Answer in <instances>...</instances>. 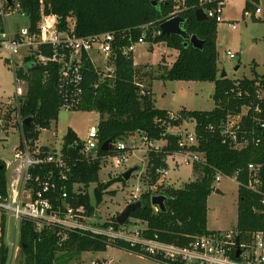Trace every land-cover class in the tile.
I'll use <instances>...</instances> for the list:
<instances>
[{"label":"trees","instance_id":"trees-1","mask_svg":"<svg viewBox=\"0 0 264 264\" xmlns=\"http://www.w3.org/2000/svg\"><path fill=\"white\" fill-rule=\"evenodd\" d=\"M20 0L22 10L28 15L31 28L41 20L43 7L46 15H58L63 20L73 15L76 18V33L80 37L108 31H123L133 29V38L137 40L142 35L141 26L152 24L148 41L152 45L164 43L170 49L176 50L178 56L170 68L159 77L171 81H200L214 82L215 93L213 99L216 107L210 112L182 110L178 114L182 118L198 122V148L205 156V163H196L193 170L196 178L184 183L180 187L172 185L164 187L159 183L160 176L157 170L168 168V155L179 150L175 137H168V145L163 153H149L148 170L151 180L150 188L141 193L138 201L141 208L137 209L132 218L147 224L145 237L153 238L158 235L160 241L187 245L192 239L199 236L218 234L208 230V197L214 190L217 173L234 176L238 172L239 183L238 222L235 233L240 237V245H250L255 233H264V133L259 134L262 141L259 145L250 144L243 149H234L223 142L220 126L226 120L229 112H238L243 105L251 101L260 102L264 121V76L254 79L235 81L219 77V52L217 47L218 23L210 19H198L196 11L200 0H185L186 9L181 17L184 19L183 29L190 35H196L202 42L203 48L196 49L178 35L154 37L153 32L160 27L175 10L176 4L170 0ZM259 0H246L245 12H255ZM264 6V4H263ZM256 21L260 18H253ZM61 23L60 28L64 29ZM128 44V43H127ZM51 45H42L37 55L51 57ZM59 65L48 63L44 66L34 62V57L26 58L25 69L18 71V77L27 81V92L21 106V116L30 119V125H24L27 139L34 142L40 139L42 130L50 127L52 121L58 119L61 99L57 92ZM135 67L134 59L119 53L115 60V74L98 83L99 77L92 64H84V96L80 110L97 111L102 119L98 126L99 149L95 160L79 158L69 160L72 171L70 174V194L75 197L72 204L83 207L88 216L95 214L96 205L104 201L106 194L114 195L109 191L113 183H100V171L105 157L113 154V148L107 152L101 149L107 141L115 143L132 136L134 133L147 135L151 140L161 138L164 130L156 123V119L165 117L167 110L156 108L149 87V94L141 95V89L135 84V76L141 75ZM98 83V85H97ZM97 85V86H96ZM249 93L250 97L244 99L237 97V92ZM263 95L258 100L257 93ZM251 126V120H246ZM213 126L214 130L209 128ZM63 152L75 147L79 152L82 141L77 134L69 129L63 138ZM79 143V145H78ZM260 168L261 185L259 191L247 189L249 179V166ZM119 181H125L123 177ZM96 183L94 198L81 192L75 195L73 185L89 187ZM160 189V190H159ZM5 191V170L0 166V193ZM163 195L166 197V211L156 210L152 205V197ZM118 226L116 217L104 226ZM108 246H115L146 256L148 258L166 263L161 258H153L140 253L139 248H132L128 243L117 241L108 242L103 237H92L71 233L69 240L63 248L55 245V236L51 232L37 233L34 225L23 221L20 236V264H63L61 255L67 252L71 257L82 252L104 251ZM63 251V252H62ZM61 252V253H60ZM235 257V255L233 256ZM10 248L6 243V225H1L0 237V264H9Z\"/></svg>","mask_w":264,"mask_h":264},{"label":"built area","instance_id":"built-area-1","mask_svg":"<svg viewBox=\"0 0 264 264\" xmlns=\"http://www.w3.org/2000/svg\"><path fill=\"white\" fill-rule=\"evenodd\" d=\"M170 1H173L176 6L174 12L165 21L181 17L186 9L185 0ZM226 1L200 0L198 9L203 10L207 19L218 24L223 23ZM263 4L264 0H259L255 12L246 11L244 15L249 18H261ZM15 14L26 18L28 24L19 26L15 30L11 29L9 18ZM61 23L65 24L64 29L60 28ZM76 26V18L73 15L63 20L55 14L46 15L42 7L41 20L33 31L28 15L22 10L20 0H0V55L7 54L15 69V116L20 132L19 144L11 150V155H0V166L5 170V191L0 193V213L8 218L6 243L10 248L9 264L16 259L19 248L21 250L20 236L23 221L32 223L37 233L51 232L55 236V245L58 248L64 247L71 233H79L83 236L103 237L110 243L123 241L132 248H139L141 254L177 264H264L263 232L253 234L250 245L238 246L237 234L229 232L195 237L187 245H178L160 241L158 235L153 238L145 237L147 224L140 221L129 220L125 225L118 224V226H104L105 222L98 223L97 220L92 223V217L88 216L83 207L76 208L72 204L75 197L69 191L72 171L69 160L73 159L63 152V146L57 149L51 145H41L39 140L33 143L31 139H27L21 106L26 95L24 89L28 84L25 79L18 77V71L25 69L28 57H34L35 63L44 66L48 63H57L59 65L57 92L61 99L60 109L62 111L79 110L84 96L85 62L89 61L92 64L99 77L98 83L106 78H112L115 74L117 55L121 53L134 59L137 45L148 41L153 25L141 26L142 35L137 40L133 38V29L80 37L76 33ZM229 26L232 29L237 28L234 23H229ZM152 34L154 37L162 35L160 27ZM42 45L52 46L51 57L36 54ZM21 50L25 53L21 54ZM227 54L235 58L232 52L229 51ZM94 55L101 62V67L97 65ZM17 59H20L18 68H16ZM134 65L136 67L135 62ZM135 84L141 89V95L149 94L146 90L148 87L138 81L137 75ZM237 97L246 99L250 97V94H244L240 89ZM257 97L258 100L263 98L260 91ZM261 114V103L254 101L243 105L238 112H229L219 128L223 142L234 149H243L250 144L259 145L262 141L259 134L264 133V121L260 118ZM3 115L6 114L3 113ZM248 119L252 122L250 127L247 126ZM8 120L4 117L0 118V127L7 126ZM155 123L164 130L159 139L151 140L147 135L138 133L141 137L140 143L133 141L128 145L124 140L112 143L113 154L119 157L121 163L127 161L128 151L139 149L146 150L148 153H163L170 136L175 137L179 150L168 155V158L179 155L184 158L185 164L192 166L196 163H205L204 154L197 150L199 145L196 120L182 118L178 113L168 111L165 117L156 119ZM209 129L214 130V127L211 126ZM71 148L76 150L75 147ZM98 149V128H92L87 138L82 141L79 152L76 150L77 159L81 157L95 160L98 158ZM157 174L160 178H166L170 176V170L169 168L157 170ZM237 177L238 172L232 177L219 172L215 182L221 181L222 178L237 180ZM260 185V168L250 165L247 189L257 193ZM72 192L79 195L80 185L74 184ZM140 192L138 187L133 194L134 202L138 200ZM156 210H159L158 207ZM239 249L241 253L237 257ZM102 264H108V262Z\"/></svg>","mask_w":264,"mask_h":264},{"label":"rangeland","instance_id":"rangeland-1","mask_svg":"<svg viewBox=\"0 0 264 264\" xmlns=\"http://www.w3.org/2000/svg\"><path fill=\"white\" fill-rule=\"evenodd\" d=\"M246 0H227L224 7L223 23L218 25L217 47L219 52L218 68L219 77L223 72L227 78L235 81L242 79H262L264 76V8L261 19L256 21L246 17ZM264 7V6H263ZM11 29L27 25L28 20L15 14L9 18ZM229 23H234L236 29H232ZM232 52L235 58L227 53ZM21 50V54H24ZM178 53L170 49L164 43L152 45L150 41L137 45L134 53V62L141 71L138 81L149 87L152 83L153 100L156 108L178 113L182 110L210 112L215 109L213 99L215 93L214 82L200 81H171L159 75L164 74L176 60ZM96 63L101 67L97 57ZM22 62H24L22 60ZM20 65V59L16 60V68ZM27 92V86L24 89ZM16 105V81L15 69L7 54L0 55V118L8 120L5 127H0V139L7 140L0 143V155L10 156L11 150L19 144L20 132L15 116ZM6 114V115H3ZM8 115V116H7ZM102 117L97 111H60L58 119L52 121L50 127L42 130L39 143L49 144L61 149L64 144V136L68 130H73L81 141L87 138L92 128H98ZM138 132L124 141L129 145L136 141L140 143ZM146 150L128 151L127 161L121 163L119 157L111 154L104 158L100 171V183H113L109 191L114 195L106 194L104 201L96 205L95 220L98 223L109 222L117 217L129 204L133 203V194L140 188V194L152 190L148 170L149 156ZM132 167L138 170L132 174L129 181H119L123 173ZM170 176L159 178V183L164 187H180L184 183L193 181L196 175L192 165L185 164L182 156L176 155L168 159ZM96 183L89 187L80 186L81 192L91 195L93 201ZM215 189L208 197V230L216 233H235L238 222L239 183L236 179L222 178L215 182ZM160 190V189H159ZM220 191V193L217 192ZM138 201V200H137ZM134 219L131 218L130 221ZM8 224V218L0 213V237L1 225ZM63 252V251H62ZM61 253V252H60ZM21 250L19 248L16 259L12 264H20ZM63 264H166L146 256L128 251L123 248L108 246L104 251L82 252L71 257L67 252L61 255Z\"/></svg>","mask_w":264,"mask_h":264},{"label":"water","instance_id":"water-1","mask_svg":"<svg viewBox=\"0 0 264 264\" xmlns=\"http://www.w3.org/2000/svg\"><path fill=\"white\" fill-rule=\"evenodd\" d=\"M153 4L156 5L157 1L154 0ZM196 15H197L198 19H200V20L207 19L206 15L202 9H198L196 11ZM183 22H184V19L182 17H176L172 20L163 22L160 25V29L162 31V34L164 36H170V35L181 36L187 41L186 44H191L196 49H202L203 48V42L196 35H190L189 33H187V31H185L183 29ZM220 77L221 78H227V74L225 72H223ZM24 123L27 126L30 125V119H25ZM4 141L5 140L0 139V143H2ZM111 146H112V142L107 141L106 143H104L102 145L101 149L103 151L107 152V151L111 150ZM67 153L71 159H77L78 158V154H77L76 150L73 148H69ZM137 170H138L137 167H132L129 170H127L125 173H123L124 180L129 181L132 174L135 173ZM217 192L220 193L219 190H217ZM165 202H166V197L163 195H156V196L152 197V205L154 207H158L162 211H166ZM141 206H142V204L139 201H136V202L129 204L116 217L117 223L119 225H125L132 218L133 213L137 209L141 208ZM94 215L92 216V223H94V221H95ZM236 240H237V245L240 246V237L236 236ZM240 253H241V250L239 249L237 252V257L240 255Z\"/></svg>","mask_w":264,"mask_h":264},{"label":"crops","instance_id":"crops-1","mask_svg":"<svg viewBox=\"0 0 264 264\" xmlns=\"http://www.w3.org/2000/svg\"><path fill=\"white\" fill-rule=\"evenodd\" d=\"M261 19V18H260ZM135 64L136 65H138L136 62H135ZM150 83V85H149V89L151 90V93H152V97H153V89H152V83L151 82H149ZM159 109V108H158ZM162 110H165V109H162ZM168 111V110H167ZM47 145H49V144H47ZM169 159V158H168Z\"/></svg>","mask_w":264,"mask_h":264}]
</instances>
